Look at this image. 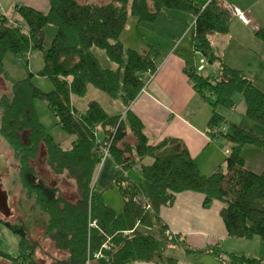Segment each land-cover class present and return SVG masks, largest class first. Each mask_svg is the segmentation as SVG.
<instances>
[{"label":"trees","instance_id":"trees-1","mask_svg":"<svg viewBox=\"0 0 264 264\" xmlns=\"http://www.w3.org/2000/svg\"><path fill=\"white\" fill-rule=\"evenodd\" d=\"M178 10L194 17L190 31L194 56L217 64L218 75L207 74L198 65L185 68L189 81L200 99L212 106L208 132L213 139L226 137L231 143L225 167L206 175L185 142L166 137L152 144L142 120L130 108L147 85V75L158 67L157 55L127 47L121 34L130 16L138 22H156L165 11ZM233 15L220 0H49L47 12L16 4L14 13L0 14V77L10 80L11 93L0 97L2 115L0 134L19 161V177L29 198L47 217L46 235L53 238L55 250L68 253L62 264H134L175 261L171 249L208 252L227 264H264L259 256L243 252L223 253L220 248L190 247L186 238L169 230L161 207L172 204L181 191L204 193V205L222 203V217L231 237L251 238L261 235L264 245V169L246 168L242 152L247 144L264 149V131L230 123L217 112L221 105L236 108L233 95L240 93L245 102L244 116L264 128V90L243 69L229 66L216 54L211 37L230 30ZM264 44V26L255 31ZM95 47L107 52L115 67L104 68ZM42 51L44 66L39 75L53 82L45 92L32 80L34 72L19 81L6 70V54L20 60L29 53ZM28 63V60L26 61ZM9 81V82H10ZM90 87L102 90L112 99L122 100L126 111L110 113L98 100L88 102L86 111L77 108L73 97H84ZM46 99L56 116L57 125L73 137L64 147L40 121L35 98ZM226 126L224 130L223 127ZM121 174L99 188L97 172L104 148ZM46 155V165L53 175L71 178L76 186L75 200L66 198L59 186L51 185L35 165ZM151 157L152 163H146ZM141 172V180L133 176ZM116 187L124 200L117 211L104 196ZM13 233H19L17 252L13 255L0 248V257L14 264H40L36 250L39 241L30 236L24 223L0 218ZM103 257H96L98 252Z\"/></svg>","mask_w":264,"mask_h":264},{"label":"crops","instance_id":"crops-1","mask_svg":"<svg viewBox=\"0 0 264 264\" xmlns=\"http://www.w3.org/2000/svg\"><path fill=\"white\" fill-rule=\"evenodd\" d=\"M220 1L224 4L229 3L240 7L246 12L249 22H243L240 18L233 16L228 33L212 35V46H214L216 54L223 57L229 66L240 70L243 69L247 73L252 74L251 78H254L255 83L264 90V44H261L258 39L256 40L257 36L255 33L257 29L264 26V0ZM11 2L14 8L16 4H22L45 12L49 10V0H0V9H3L4 6L9 7L12 4ZM172 12L168 11V16ZM193 21V16L190 24L184 20L183 28L180 30L181 35L194 29L191 28ZM156 22L152 23L155 24ZM155 44L151 42L146 45H148L150 50H158ZM252 58L257 60L252 61ZM155 60L158 64L156 72L147 78V85L131 103L130 108L144 123L146 133L152 144L158 143L166 137L181 138L187 148L190 149V153L196 160L199 170L206 175H211L213 172L225 167L228 156L227 151L232 148L231 143L227 138L225 141V137L216 140L210 136L208 129L213 115L212 106L200 99L189 81L185 68L190 63L185 53L183 51L178 53L176 48H172L160 60L157 57ZM205 69H208L206 73L210 75H218L220 71V68L218 69L217 64L214 63H209ZM238 94L235 93L233 98L236 102H240L238 104H242L244 102L243 97ZM75 99H77V96L73 97V103ZM117 100L114 99L113 102ZM112 104L110 103V107L115 110L108 111L106 109L110 113H120L127 109L125 105L119 107ZM74 105L77 106L75 103ZM85 106L87 107L86 104ZM86 107H84V111H86ZM225 107L217 108V112L222 114L229 122H234L241 126H244L245 123V127L254 128L257 131V124L245 117L244 112L238 114L234 111H228ZM72 140L73 137L69 141V146L72 145ZM224 141L226 142L225 146H223ZM247 145L242 152L246 160V168L254 172L262 171L264 169V149L257 145H254L255 147ZM152 160L151 157H146L144 161L152 163ZM199 160L201 161L199 162ZM132 173L135 178L142 175L139 169H134ZM102 174V177L100 176L95 180V183L97 185V181H99L102 187H106L109 182L121 174V170L111 159V163ZM203 201L204 193L192 190L181 191L172 204L161 207L160 216L164 219L169 230L185 237L187 244L192 248L211 249L219 248L220 246L224 247L226 242H231L232 239L228 235L226 224L223 221L221 213L223 205L219 201H214L213 205L206 207ZM108 204L110 205V203ZM52 248L51 254L57 256L59 253H56L55 246L53 245ZM226 249L234 248L227 247ZM177 250H179L178 254L171 252ZM171 251L167 254L173 256L175 261L160 264H187L189 261L193 262V264H199L201 258L204 257V255H201L203 252H191L183 247L171 249ZM227 251L235 252L232 250ZM243 253L251 255V252L243 251ZM60 254L63 258L68 256V253L60 252ZM213 260L216 261L215 258ZM134 264L158 263L138 261Z\"/></svg>","mask_w":264,"mask_h":264},{"label":"rangeland","instance_id":"rangeland-1","mask_svg":"<svg viewBox=\"0 0 264 264\" xmlns=\"http://www.w3.org/2000/svg\"><path fill=\"white\" fill-rule=\"evenodd\" d=\"M93 1V0H90ZM95 1H108V0H95ZM12 3V2H11ZM227 4H224V6ZM173 12L168 16V10L165 11V13L162 14V17L153 24L152 22H138L137 17L130 16V19L128 21L127 29L121 34L120 39H122L123 43L127 47H132L138 50H142L144 52H148L150 49L148 48L147 43H156L155 47H157L158 50H154L155 54L157 55V58L160 60L167 52L168 50L172 48H176L177 52L180 53L183 51L185 53L186 58L189 60V63L192 64L193 62L197 65L200 64L201 55L200 53H197L196 56L193 55L192 47H191V34L190 30L187 31L184 35H181L180 30L183 28L182 24L184 20L188 21L187 23H191L192 15L188 14L187 12H180L178 10H172ZM14 13V6L13 3L7 7L4 6L3 9H0V14H11ZM182 15V16H180ZM243 21V20H242ZM175 22V24H174ZM244 22V21H243ZM139 23V24H138ZM192 25V24H191ZM192 27V26H191ZM188 33V34H187ZM187 34V35H186ZM255 35V33H253ZM263 42L256 37V40ZM255 42V41H254ZM255 45V44H254ZM257 46V45H256ZM94 52H96L99 62H101V65L104 68L107 67H115L116 64L112 62L106 51L103 49H100L98 47H95ZM29 57H25V59L20 60L19 57L17 58L15 55H13L11 52L6 54L5 58V67L8 71L9 76L15 80L19 81V79L27 78L30 74V72H34V75L32 76L33 83L42 89L45 92L53 90V82L51 79L44 75H39V72L43 68L44 64V58L42 51L39 49H34L29 53ZM194 56V57H193ZM28 60V63L26 61ZM256 58H252V61H256ZM209 67V66H208ZM158 67H156L157 69ZM155 69V70H156ZM153 70V72H149L147 75V78L154 74L156 71ZM208 70V69H207ZM207 70H204L203 72L206 73ZM248 75L252 77V74ZM252 75V76H251ZM5 80L4 78L0 77V97L3 94H10L11 93V81ZM238 93V92H237ZM238 95H241L240 93ZM92 100H99L104 107L109 111H113L112 107H110V103H113V106H124V102L121 100H117L116 102H113L111 96H108L106 93H104L102 90L92 87L90 88V91L86 94L84 97H77L75 99V104L78 106L79 109L82 111L85 110L84 107L85 104L87 105L88 102ZM237 103H240L239 101ZM35 110L38 113L40 121L48 128L49 132L52 133L54 138L58 141H61L63 146L66 148L69 146V141L72 138L67 132L62 131L61 128L57 125L56 116L52 113V111L49 109L47 101L45 98L36 97L35 98ZM223 106V105H221ZM219 106V107H221ZM218 107V108H219ZM245 107V102L242 104H238L236 108H227L229 111L237 112L238 114L243 113ZM2 109L0 107V120L2 115ZM247 121V118H246ZM231 122L227 120L225 124L230 127ZM247 123V122H246ZM249 123V122H248ZM1 125V123H0ZM245 126V123H244ZM257 131L262 132L264 131V128L261 125H256ZM221 139L216 138V140ZM226 141V137L224 138ZM223 142V146H225L226 142ZM248 146V145H246ZM245 146V147H246ZM254 146V145H253ZM255 147V146H254ZM0 151L2 153H5L10 163H13L14 168L11 170V173L7 175L4 181L5 187L9 190V200H10V206L11 211H13L12 215L9 217H6L3 213H0V218L4 220H9L10 222L14 223H24L26 224L30 229V236L34 240H38L40 243V246L37 247L36 255L37 259L40 261V264H62L59 262L60 259L63 258V256L60 254L59 251H56L58 254L57 256H53L51 252L53 251V238L48 234L46 235L45 232V222L46 218L41 210L39 209V206L35 204L36 199L35 197L29 198L27 196V189L22 187L21 179L19 177V161L15 157L13 149L10 145L7 144L5 138L3 135L0 134ZM38 158L35 165L38 167V171L41 176L46 178L48 182L51 185L59 186L62 188L63 193L66 198H70L72 200H75L76 195V186L74 181L66 177L64 175H53L52 171L48 168L46 165V155L44 154ZM112 157H107L106 160L101 163L100 168L97 172L96 180L101 176L102 173L109 166L111 163ZM201 160H199L200 162ZM137 180H141V176L136 178ZM97 186L100 188L102 187L101 183L97 181ZM104 196L108 203L112 207H115L117 211H121L124 208V200L122 198V195H120L119 190L116 187L108 188ZM171 231V230H170ZM232 240L231 242H226L224 247L228 248H234V249H226L222 246H220V250L225 253L227 250H232L235 252H251L250 254L252 256H259L264 253V245L262 243V237L261 235H255L251 238H242V237H230ZM20 239V234L16 232H12L5 224L0 223V248L3 250L5 249L10 254H15L17 252L18 247V241ZM237 241V242H236ZM226 250V251H225ZM172 253H179V250L177 251H171ZM62 253V251H61ZM226 254V253H225ZM201 255H204L203 258L199 261V264H227L226 262L215 258L213 254L208 252H203ZM216 259L214 261L213 259ZM0 264H14L12 260L8 259L7 257L1 258L0 257ZM187 264H193V262H187Z\"/></svg>","mask_w":264,"mask_h":264},{"label":"water","instance_id":"water-1","mask_svg":"<svg viewBox=\"0 0 264 264\" xmlns=\"http://www.w3.org/2000/svg\"><path fill=\"white\" fill-rule=\"evenodd\" d=\"M4 154L0 153V213L9 217L13 211H11L10 206L9 190L4 185V176L11 173V167L7 165Z\"/></svg>","mask_w":264,"mask_h":264},{"label":"built area","instance_id":"built-area-1","mask_svg":"<svg viewBox=\"0 0 264 264\" xmlns=\"http://www.w3.org/2000/svg\"><path fill=\"white\" fill-rule=\"evenodd\" d=\"M225 8L231 12V14L233 16H236L238 18H240L241 20H243L244 22L248 23L249 22V18L246 14V12H244V10H242L240 7H237L233 4H229L227 3V5H225ZM198 53H200V51L197 50ZM205 65H206V58L201 57L200 59V64L198 65V69L200 70H204L205 68ZM223 129L225 130L226 129V126L223 127ZM108 147L107 148H104V156H103V159L101 161V163L103 164V162L106 160L107 157H111L110 156V152L108 151ZM96 257H103V253L100 251L98 253L95 254Z\"/></svg>","mask_w":264,"mask_h":264},{"label":"flooded vegetation","instance_id":"flooded-vegetation-1","mask_svg":"<svg viewBox=\"0 0 264 264\" xmlns=\"http://www.w3.org/2000/svg\"><path fill=\"white\" fill-rule=\"evenodd\" d=\"M0 153H2L1 151H0ZM4 154V153H3ZM5 155V154H4ZM6 156V155H5ZM5 161H6V163H7V165L9 166V167H11V170L14 168V165H13V163H10L9 161H8V158H7V156H6V158H5ZM9 175V174H8ZM7 176V175H6ZM6 176H4V181H5V177Z\"/></svg>","mask_w":264,"mask_h":264}]
</instances>
